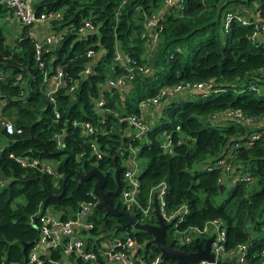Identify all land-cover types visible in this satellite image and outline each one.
Segmentation results:
<instances>
[{"label":"trees","instance_id":"trees-1","mask_svg":"<svg viewBox=\"0 0 264 264\" xmlns=\"http://www.w3.org/2000/svg\"><path fill=\"white\" fill-rule=\"evenodd\" d=\"M175 2L177 10L164 0H38L37 14L60 11L48 25L60 33V41L43 47V66L35 57L34 38L27 33L31 24H24L12 45L0 25V182L6 179L0 188V264H27L39 235L40 204L42 213L50 207L65 220L74 217L81 204L97 202L92 193L95 176L83 178L76 172L97 167L105 177L103 190L114 189L119 163L122 183L126 167L122 159L131 148L137 157L147 159L136 171L139 201L146 205L155 186L163 182L165 211L179 210L166 229L165 243L193 251L196 244L204 245L209 233L198 235L192 228L217 220L227 250L244 243L249 264H264L260 260L264 251V0ZM10 9L0 0V19ZM152 15L158 30L154 41L150 38L154 30L144 27ZM84 19L92 27L80 34ZM88 50H92L89 55ZM116 50L122 61L134 59L149 67L146 72L134 69L123 89L107 82L125 70L114 59ZM86 65L88 72L83 71ZM59 69L61 84L49 95L50 77ZM204 81L211 88L206 95L199 88L184 87L157 104L148 100L163 86ZM100 99L104 104L98 105ZM226 109L240 110L252 120L223 115ZM142 111L149 114L144 115L147 121L153 120L145 133L137 135L119 117ZM4 120L13 123L14 132L5 130ZM77 121H89L93 131L85 132ZM167 135L170 144L165 147ZM19 157L39 163L22 165ZM45 160L55 161L56 169L46 170ZM62 189L57 198L49 196ZM118 196L111 195L118 208L127 209L141 222L156 223L153 208L142 217L140 209L127 206ZM86 220L92 226L80 232L89 233L84 240L87 248L98 247L104 239L131 237L134 260L148 264L159 256L157 264H179L161 258L152 235L135 229L125 215H108L103 207L93 205ZM189 230L195 235L185 242ZM236 256V252L225 254L214 264H238ZM97 259L96 263L76 259V263L114 264L103 261L101 254ZM58 260L61 249L51 248L37 264Z\"/></svg>","mask_w":264,"mask_h":264},{"label":"built area","instance_id":"built-area-1","mask_svg":"<svg viewBox=\"0 0 264 264\" xmlns=\"http://www.w3.org/2000/svg\"><path fill=\"white\" fill-rule=\"evenodd\" d=\"M11 7L12 11L18 16L19 20L26 24H33L34 22H42L47 19L57 18L60 15V11H41L40 13L35 12L34 3L38 0H4ZM157 18L155 15L149 16L144 21V27L146 30H154V33H150V38L154 39L157 35ZM92 27V23L89 19H84L80 27L78 28V32L80 34H84L88 29ZM160 29V28H158ZM60 33L58 31L49 30L45 32L42 36L37 37L33 36L35 57L39 66H43V60L41 59L43 47L46 45L57 44L60 41ZM92 50H88L87 55L91 54ZM114 59L120 61L121 64L124 65V72L121 74L108 78V85L116 87L118 89L125 88L130 80L134 76V69L141 70L146 72L149 70V67L144 63H139L137 60H131L130 63L122 61V54L119 50H116ZM90 70L89 65H86L83 69L84 72H88ZM62 71L59 69L55 74L50 77L52 89L48 93H51L55 90V88L59 87L61 84ZM207 82H195V83H186V85H182L180 83H176L170 86H163L155 95L150 97L148 100L157 104L160 99L166 95H169L173 92L178 91L184 87H196L202 90L203 94L206 95L211 91V88L207 87ZM70 90L73 89V85H70ZM52 101H55L53 96H50ZM104 104V99H100L98 101V105ZM141 106L143 108L144 101H142ZM1 105V104H0ZM225 112L228 115L235 116L244 122H250L252 117L244 114L240 110L226 109ZM120 120H126L129 125L133 128L135 133L142 134L145 133L148 129V121L144 117L143 111L142 113H130L119 117ZM80 124L85 132L91 133L93 131V126L89 121H77L75 122ZM5 130L8 133L14 132L13 123L10 120H4L2 122ZM170 144V139L168 135L166 136V140L164 142V146H168ZM92 148L94 149V153L97 157H100V151L97 148V144L95 142L91 143ZM135 149L131 148V155L129 156L130 164L127 165L124 169L123 174V182L122 187L119 192L120 198L123 202L126 203L127 206H133L134 208L140 209V213L142 217L148 216L150 214L151 209L153 208V204L151 203L153 195H150L147 199V204L143 205L137 196V192L139 189V180L136 175L137 171V162L135 160ZM18 160L22 165H30L34 166L39 163L37 159H29L27 157H19ZM42 165L48 171L52 170L51 165L48 162L42 161ZM153 194L156 193L160 212L162 218L165 221L171 220L175 215H179V210L174 212L167 213L164 209V183L161 182L155 186L152 191ZM96 202L88 201L81 204L78 211H76L74 217H69L65 220L60 219L58 216H55L53 213L44 212L40 214L41 224L39 225V235L37 240L34 242L33 247L29 251V258L27 264H37L40 260L41 254H46L51 248H60L61 249V260L56 261L57 264H72V259H80L82 261H89L90 263H96L98 261V254H101L103 261L106 263H118V264H143L141 261H136L132 257V252L134 250L135 242L131 237H127L124 240L115 238L112 239L111 242L100 243V245L96 248H87L84 242V239L77 235L83 228L89 229L92 226L90 221L86 220L87 214L90 212L91 207L95 205ZM152 205V207H151ZM196 234H207L208 236L214 233V237L210 243V250L214 254V261L200 260L197 264H214L215 261L225 254L232 255L233 252L237 253L236 261L238 264H249L247 259V246L244 243L238 244L237 249L227 250L224 245L225 232L221 227L220 222L217 220L206 221L202 227H193L192 228ZM207 236V237H208ZM191 239L190 234H186L184 236V241L188 242ZM159 260V256H155L150 263L148 264H157ZM195 264V263H194Z\"/></svg>","mask_w":264,"mask_h":264},{"label":"water","instance_id":"water-1","mask_svg":"<svg viewBox=\"0 0 264 264\" xmlns=\"http://www.w3.org/2000/svg\"><path fill=\"white\" fill-rule=\"evenodd\" d=\"M10 13L12 14V9H10ZM122 166L119 163H116L114 169V179L116 181V187L114 189L103 190L104 184V174L103 172L97 168L92 167L88 171L84 173L76 172L79 176L83 178H90L95 176V180L93 183L92 193L97 197V202L94 207H103L105 210V214L108 215H125L128 219V223L132 225L135 229H141L149 232L152 235L150 239L151 242L155 243L157 248L160 251V257H169L172 259H176L177 263L179 264H190L194 262H198L200 260H207V261H214V254L210 250V243L214 237V233L208 236L205 240L204 245L196 244V249L193 251H185L181 247H175L171 242L165 243L164 241V234L166 229L172 226V224L177 219L178 215H175L171 220L165 222L162 218L160 212L159 201L157 198L156 193L153 194V212L156 217V223H150L148 221H139L134 215L130 214V212L125 208H118L114 205L111 195H118L122 183L120 180V171ZM70 172L74 173V170ZM64 189L60 193L57 194H50L49 196L53 198H57ZM43 204H40V210L38 211L39 214L43 211ZM27 243L23 244V249L26 248Z\"/></svg>","mask_w":264,"mask_h":264},{"label":"rangeland","instance_id":"rangeland-1","mask_svg":"<svg viewBox=\"0 0 264 264\" xmlns=\"http://www.w3.org/2000/svg\"><path fill=\"white\" fill-rule=\"evenodd\" d=\"M164 3H165V5H170V6H174V5H176V7H175V10H177L178 9V7H177V4L178 3H174V4H172V0H164ZM172 4V5H171ZM11 7V6H10ZM11 9H12V7H11ZM50 20L51 19H47L46 21H42V22H34L33 24H31V25H29L28 27H27V33L29 34V36H31V37H33V36H37V37H40V36H42L45 32H48L49 30H51L50 28H49V24H50ZM24 24L25 23H23V22H21L20 20H19V18H18V16L12 11V14L10 13V11H8L7 13H6V15L3 17V18H1L0 19V25H2L3 26V28L5 29V35H6V41L10 44V45H12L13 43H14V39H15V37L20 33V31H21V29H23L24 28ZM150 42H148V43H146V46L149 48L150 47ZM50 46H53V45H50ZM152 113L153 114H155V112H156V108L155 109H153L152 108ZM143 114L145 115V113L143 112ZM222 114L223 115H226L227 113L225 112H222ZM148 115L149 114H147V115H145V117H148ZM218 115H221V114H218ZM222 116V115H221ZM148 119V118H147ZM149 120H153V119H148V121ZM141 136V135H140ZM143 137V136H142ZM3 142H1V144H2ZM131 155V152H130V154L128 155V157L127 158H123L122 159V165L123 166H127V165H129L130 164V161H129V156ZM135 155H136V152H135ZM135 160H136V162H137V170H141L144 166H145V164H146V158L145 157H137L136 156V158H135ZM45 162H48L50 165H51V167H52V170L54 169H56V162L55 161H53V160H45ZM8 180V179H7ZM6 183V179H2L1 180V182H0V188L4 185ZM119 197V196H118ZM219 197H216V200L218 199ZM119 199L121 200V198L119 197ZM20 200H22V198H20ZM46 212H48V213H53L54 212V214H55V211L52 209V208H47L46 209ZM91 212H92V207H91ZM189 234H190V236H194L195 235V233H193L191 230H189ZM251 233L252 234H254V231H252L251 230ZM88 232H84V233H80L79 235L84 239V240H86V237L88 236ZM125 233L124 232H121V233H119V235H124ZM178 235V239L180 240V241H182V236H181V234H179V233H177ZM96 236H100V235H96ZM112 240H108V239H104V240H102L101 241V243H105V242H111ZM254 254L256 255V254H258L257 253V251H255L254 252ZM223 256V255H222ZM260 260L261 261H264V251H261V253H260ZM71 263L72 264H77L76 263V259H72L71 260ZM195 264H197V262H194Z\"/></svg>","mask_w":264,"mask_h":264},{"label":"crops","instance_id":"crops-1","mask_svg":"<svg viewBox=\"0 0 264 264\" xmlns=\"http://www.w3.org/2000/svg\"><path fill=\"white\" fill-rule=\"evenodd\" d=\"M139 105H140V104H139ZM53 214H54V212H53ZM54 215L57 216L56 213H55ZM87 231H89V230H87ZM80 233H81V232H78L77 235H79ZM82 233H84V232H82ZM114 264H115V263H114Z\"/></svg>","mask_w":264,"mask_h":264},{"label":"flooded vegetation","instance_id":"flooded-vegetation-1","mask_svg":"<svg viewBox=\"0 0 264 264\" xmlns=\"http://www.w3.org/2000/svg\"><path fill=\"white\" fill-rule=\"evenodd\" d=\"M165 221V220H164ZM165 222H167V221H165Z\"/></svg>","mask_w":264,"mask_h":264}]
</instances>
